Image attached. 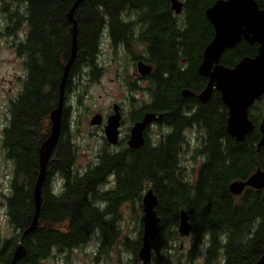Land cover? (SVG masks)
I'll list each match as a JSON object with an SVG mask.
<instances>
[{
    "label": "trees",
    "instance_id": "16d2710c",
    "mask_svg": "<svg viewBox=\"0 0 264 264\" xmlns=\"http://www.w3.org/2000/svg\"><path fill=\"white\" fill-rule=\"evenodd\" d=\"M6 1L0 7L6 35H17L22 26L29 34L17 49L19 56L27 58L28 71L21 92L9 104L8 126L1 140L4 156L13 165L6 214L18 234L0 246V264H11L33 219L39 149L48 138L49 115L57 106L70 56L67 14L77 0ZM171 1L85 0L75 11L77 56L68 72L64 96L70 92L71 78L86 76L89 82L99 78L103 70L98 64L100 44L106 34L113 50L123 47L133 56L136 50H143L135 57L154 68L144 89L151 103L134 116L145 111L161 114L172 132L155 145L145 143L136 151L101 152L94 166L77 174L76 147L61 121L41 188L37 228L23 237L25 256L16 264H43L54 249L64 253L79 248L95 233L101 242L99 253L106 254L120 234L118 209L125 203L140 202L148 189L157 197L160 225L152 243L151 264H256L264 256L263 190L246 188L239 196L229 191L231 183L247 181L257 169L264 172V147L257 149L261 139L258 126L264 117L262 101L257 100L248 112L254 130L238 143L226 132L227 109L217 91L204 104L196 96L182 97V90L198 95L206 86L207 79L197 73V67L214 35L205 11L217 0H178L183 4L179 15L171 10ZM256 2L264 9V0ZM256 53L257 45L242 41L225 50L220 64L233 68ZM190 126L197 127L199 134L193 159H202L194 183L185 179L180 160L181 147L188 142L181 130ZM55 175L64 180L59 195L52 191ZM109 177L114 178L115 187L103 192ZM182 211L192 226L193 244L186 253H178L175 246L180 240L177 226ZM46 224L66 230L45 228ZM141 235L139 232L134 242L126 239L122 243L123 250L133 256L132 264H141L137 257ZM200 246L203 258L196 263Z\"/></svg>",
    "mask_w": 264,
    "mask_h": 264
},
{
    "label": "water",
    "instance_id": "95a60500",
    "mask_svg": "<svg viewBox=\"0 0 264 264\" xmlns=\"http://www.w3.org/2000/svg\"><path fill=\"white\" fill-rule=\"evenodd\" d=\"M85 0H77L70 8L67 19L71 24V51L69 59L64 67L59 86V98L56 108L50 115V132L48 138L39 149V173L33 191L34 215L31 225L26 229L19 240L11 264L25 256V248L22 245L23 237L37 228L41 209V188L47 174L48 161L58 142L62 110L64 106V88L68 72L77 56V23L74 13ZM183 4L178 0L171 1V10L179 15ZM205 17L211 24L214 35L210 43L205 47L202 60L197 67V73L207 79L205 88L195 95L189 90H182L181 95L185 99L196 96L201 103H207L213 91L220 94L221 102L227 109L226 132L234 141L241 143L245 137L254 130L253 123L249 120L248 112L254 103L261 99L264 108V9H260L256 0H217L205 11ZM242 41L249 45H257V53L254 57L242 58L233 68H227L220 64V59L225 50L234 49ZM137 70L141 76L151 73V67L142 62L137 64ZM119 105H113V114L107 119L104 135L109 144L117 143L118 128L120 122ZM161 115L146 113L142 120L137 122L130 131L128 145L131 149H139L144 144L143 131ZM90 126H99L102 123L100 114H96L90 120ZM261 139L257 149L264 147V117L258 126ZM246 188L263 190L264 203V172L257 169L245 182L235 181L229 185V191L234 196L241 195ZM158 200L152 189L144 192L142 197L143 230L141 246L137 257L141 264H151L152 243L160 233L159 218L155 208ZM192 226L185 211L179 214L177 231L180 237H189ZM256 264H264V256Z\"/></svg>",
    "mask_w": 264,
    "mask_h": 264
},
{
    "label": "rangeland",
    "instance_id": "374dc122",
    "mask_svg": "<svg viewBox=\"0 0 264 264\" xmlns=\"http://www.w3.org/2000/svg\"><path fill=\"white\" fill-rule=\"evenodd\" d=\"M6 1V0H5ZM7 2V1H6ZM4 0H0V7ZM5 21L0 15V246L5 240L18 234L8 222L6 214L5 198L10 193V179L12 178L13 165L6 160L4 150L1 147L3 130L8 126L9 104L15 101L22 90V82L26 72L23 70L22 62L16 60L13 50L10 48L12 40L4 37ZM24 31L19 34L23 38ZM100 55L98 64L102 72L98 79L89 82L84 76L74 80V87L66 105L71 107L69 116L68 135L76 147L75 171L83 173L88 167L96 164L98 155L103 149V132L99 127L90 126V120L96 114L104 118L111 113L113 104L121 105L123 108V120L127 125V119L131 110L139 109L149 102L143 87L146 83L138 81L133 74L131 54H118L109 46L107 35L104 34L100 44ZM143 50H136L135 56L142 54ZM132 84H136L132 88ZM134 90V91H133ZM127 126L123 127V134ZM159 135L157 129H153L150 135L154 140ZM185 137L189 147H185L180 156L181 168L184 171L185 179L194 183L198 169L201 165V158H194V149L197 147L198 133H186ZM110 151H113L110 149ZM115 187L114 178L109 177L103 191ZM143 195V194H142ZM102 207V206H101ZM103 208V207H102ZM142 199L133 203H125L118 209L120 220H118L119 237L113 242L112 247L105 252L99 253L101 242L98 235L93 234L87 244L68 252L58 253L53 251L52 257L45 261V264H132L131 252L123 250L126 239L135 241L139 232L143 230ZM132 242V243H133ZM193 244V238L180 237L175 246H178V253H186ZM203 256V249L200 246L195 262L200 263ZM140 262V261H139Z\"/></svg>",
    "mask_w": 264,
    "mask_h": 264
},
{
    "label": "flooded vegetation",
    "instance_id": "af4514ba",
    "mask_svg": "<svg viewBox=\"0 0 264 264\" xmlns=\"http://www.w3.org/2000/svg\"><path fill=\"white\" fill-rule=\"evenodd\" d=\"M21 31H24L25 32L23 38L19 36V34L21 33ZM28 34H29V31H28V29L25 26H22L20 28V30L18 31V34L15 35V36H13L12 34L11 35L10 34L6 35V33L4 31V37L9 38V39L12 40V44H11V47L10 48L13 50L16 60H19V61L22 62L21 64L23 66V70L24 71H28L26 69L27 58L24 57V56H19L18 55V52H17V49L20 46V44H23V43L26 42L27 37H28ZM109 46L112 49L110 43H109ZM116 49L119 52L118 54H121V52L124 54L126 52L125 48H123V47H119L118 46V47H116ZM125 54H128V53L126 52ZM130 59H131L132 67H133V70H134L133 71L134 77L138 81L143 82V83H146V86H147V77L150 76V74L153 72L154 68L151 65L145 63L144 60L139 59V58H136L135 56L131 57ZM139 62H142V63H144L146 65H149L151 67V73L148 74V75H146V76H141L139 74L138 70H137V64ZM134 85H136V84H134ZM73 87H74V77L71 78V80H70V92L66 96H64L65 98H64V106H63V110H62V122H63V124L65 123L66 130L68 129L69 124H70L69 123V116H70V113H71V107L69 105H66V103H67V100H68L69 96L71 95V92L73 90ZM145 87H143V89ZM150 103H151V100L149 99V102L146 103L145 105H149ZM115 104H113V105H115ZM113 105H112V108H113ZM117 105H119V104H117ZM119 107H120V109H119V112H120V122H119V128H118L117 143L115 145L109 144L108 141L105 138V135H104V128H105V126L107 124V119L113 114L112 108H111V113H108L105 118L101 115V117H102V123H101V125L95 126V127H99L101 129V131L103 132V135H104L102 137V140H103V144L104 145H103V149H102L101 152H105V153L108 152V153L117 154V153H120V152H122L124 150L136 151V150H139L140 148H142L145 145V143L146 144H149V145H152V146L155 145L158 141L164 140V138H166V136L170 135L171 132H172V128L169 127L167 124H165L163 122V115H161V114H157V113H154V112H146L145 111L141 115L135 117L134 116L135 113H137V114L140 113L138 111V110H140V108L137 109V110L133 109V110L130 111L129 117L127 119V125H125V121L123 120V118H124V116H123V108H121V105H119ZM146 113H154L156 116L161 115V118L154 120L143 131V139H144L143 146L140 147L139 149H131L129 147V145H128L129 138H130V131H131V129L133 128V126L137 122H139V121L142 120L143 116ZM124 126H127V129H126V133L125 134H123V127ZM153 129H157L158 132H159V135L154 140H152L151 137H150ZM194 132L198 133V129L195 126H190L189 128H185V129L182 128V130H181V133L184 136H185L186 133H194ZM187 146L189 147L188 142H186L185 144L182 145V147H181V154L183 152V149L185 147H187ZM110 149L113 150V151H110ZM88 169H89V167L86 169V171ZM86 171H84V172H86ZM74 172H76L77 174H83L84 173V172L81 173V172L75 171V169H74ZM54 177H55V179H54V181H52V184H53L52 191H53V193L55 195H59V194H61L64 191V180L59 175H55ZM110 190L111 189H108L107 191H110ZM107 191H105V192H107ZM44 227L45 228H50V229H55V230L60 231V232H64L66 230V227H64V226L63 227H57V226H51L49 224H46V226H44ZM98 250H100V249H98ZM53 251H56L57 252L56 249H54ZM52 254L50 255V257H52ZM49 258H47V259H49ZM47 259L44 260L43 264H45V261H47Z\"/></svg>",
    "mask_w": 264,
    "mask_h": 264
}]
</instances>
